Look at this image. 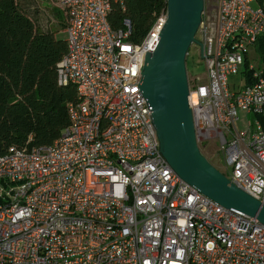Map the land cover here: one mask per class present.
<instances>
[{
    "label": "built area",
    "instance_id": "2783aa9c",
    "mask_svg": "<svg viewBox=\"0 0 264 264\" xmlns=\"http://www.w3.org/2000/svg\"><path fill=\"white\" fill-rule=\"evenodd\" d=\"M111 1H52L65 14L56 80L75 98L50 143L0 153V264H264V225L179 178L158 149L139 79L165 6L133 41L127 18L109 25ZM263 30L264 0H203V76L186 72L199 150L213 139L222 174L262 205L263 70L248 66L236 89L227 75Z\"/></svg>",
    "mask_w": 264,
    "mask_h": 264
},
{
    "label": "trees",
    "instance_id": "16d2710c",
    "mask_svg": "<svg viewBox=\"0 0 264 264\" xmlns=\"http://www.w3.org/2000/svg\"><path fill=\"white\" fill-rule=\"evenodd\" d=\"M164 6L165 0H112L107 20L117 28L127 18L128 37L138 41ZM29 13L19 0H0V153L9 145L50 143L68 122L66 103L75 98L72 83L56 80L55 63L65 50L64 36L38 26ZM64 23L65 14L61 30ZM252 44L264 61V30ZM239 70L242 84L249 83L246 54Z\"/></svg>",
    "mask_w": 264,
    "mask_h": 264
},
{
    "label": "water",
    "instance_id": "95a60500",
    "mask_svg": "<svg viewBox=\"0 0 264 264\" xmlns=\"http://www.w3.org/2000/svg\"><path fill=\"white\" fill-rule=\"evenodd\" d=\"M203 0H165L166 17L151 50L143 55L139 88L148 106L158 149L173 172L219 205L264 225V205L229 183L199 150L186 101L185 57L195 37Z\"/></svg>",
    "mask_w": 264,
    "mask_h": 264
},
{
    "label": "rangeland",
    "instance_id": "374dc122",
    "mask_svg": "<svg viewBox=\"0 0 264 264\" xmlns=\"http://www.w3.org/2000/svg\"><path fill=\"white\" fill-rule=\"evenodd\" d=\"M19 1L22 2L23 4L30 2V0H19ZM250 4L252 6L255 5L253 2H251ZM39 11L41 13L39 15L40 19L43 22L40 23L38 26L42 28L47 27L49 29L55 30L56 33H58L61 36H64L63 30L60 29L62 27L63 14H64L63 8L56 7L53 8L52 10L48 8L47 10H39ZM56 11L59 14H57ZM51 13L54 15L53 17ZM246 56H247V66H253L256 69H259L262 66H264V61L254 44L247 45ZM185 67H186V72H189L191 74L196 73L203 76V70H204L203 63L200 60L199 55L196 54V49L192 44L188 47V54L185 57ZM243 81H244L243 74L240 70H238L236 73L227 75V82L230 88H235V89L238 88L243 83ZM215 144L216 143L213 139H209V143L207 147L202 150L205 153L209 152L211 154L215 150ZM211 162L218 171L225 174V171L223 169L224 161L222 160L220 150H215Z\"/></svg>",
    "mask_w": 264,
    "mask_h": 264
},
{
    "label": "crops",
    "instance_id": "0c3cea01",
    "mask_svg": "<svg viewBox=\"0 0 264 264\" xmlns=\"http://www.w3.org/2000/svg\"><path fill=\"white\" fill-rule=\"evenodd\" d=\"M54 0H30L29 3H24L26 8L30 11L29 15H31L33 21L35 24L39 25L43 21L40 19V11L39 10H47L50 8L52 10L53 8L59 7L56 4H53L52 2ZM52 17L54 16L51 13ZM53 19V18H52Z\"/></svg>",
    "mask_w": 264,
    "mask_h": 264
},
{
    "label": "flooded vegetation",
    "instance_id": "af4514ba",
    "mask_svg": "<svg viewBox=\"0 0 264 264\" xmlns=\"http://www.w3.org/2000/svg\"><path fill=\"white\" fill-rule=\"evenodd\" d=\"M202 149H204V148H201V152H202V154L206 157V159L210 162V163H212L211 162V159H212V155L209 153V152H204ZM208 153V154H207Z\"/></svg>",
    "mask_w": 264,
    "mask_h": 264
}]
</instances>
